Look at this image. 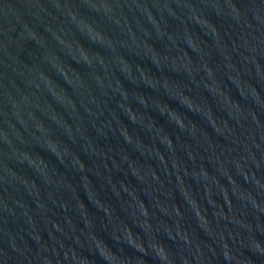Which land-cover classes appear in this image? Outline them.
Wrapping results in <instances>:
<instances>
[{
    "label": "water",
    "instance_id": "water-1",
    "mask_svg": "<svg viewBox=\"0 0 264 264\" xmlns=\"http://www.w3.org/2000/svg\"><path fill=\"white\" fill-rule=\"evenodd\" d=\"M0 264H264V0H0Z\"/></svg>",
    "mask_w": 264,
    "mask_h": 264
}]
</instances>
